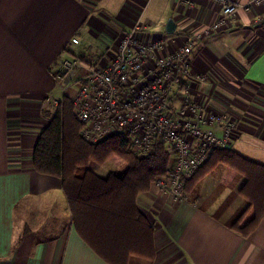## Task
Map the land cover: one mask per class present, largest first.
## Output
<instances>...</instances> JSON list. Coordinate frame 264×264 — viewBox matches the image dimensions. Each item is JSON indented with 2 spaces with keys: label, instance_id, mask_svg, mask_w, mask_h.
<instances>
[{
  "label": "crops",
  "instance_id": "0c3cea01",
  "mask_svg": "<svg viewBox=\"0 0 264 264\" xmlns=\"http://www.w3.org/2000/svg\"><path fill=\"white\" fill-rule=\"evenodd\" d=\"M219 11L211 0H0V264H108L75 231L61 178L32 167L33 146L58 99L54 90L61 95L55 76L62 61L109 60L137 19L143 35L161 37L175 49L187 32L213 21ZM259 17L264 18V0L248 11L239 9L227 27L195 43L192 68L207 81H183L170 105L175 108L188 92L230 111L236 127L229 146L264 164V21ZM98 45L103 51L94 54ZM243 181L227 168L204 176L178 201L143 193L138 205L154 223L155 258L131 262L264 264V215L247 236L227 226L240 206L236 223L249 211L238 192ZM208 183L212 188L204 192Z\"/></svg>",
  "mask_w": 264,
  "mask_h": 264
},
{
  "label": "built area",
  "instance_id": "2783aa9c",
  "mask_svg": "<svg viewBox=\"0 0 264 264\" xmlns=\"http://www.w3.org/2000/svg\"><path fill=\"white\" fill-rule=\"evenodd\" d=\"M211 1L220 5L217 18L187 32L175 49H168L161 37L143 35L137 19L119 38L109 60L101 58L92 64L79 57L65 59L61 73L55 76L61 93L55 103L65 97L71 101L86 141L96 143L121 134L139 157L153 150L157 138L167 144L170 171L156 177L153 185L175 201L184 199L183 182L208 159L211 150L229 146L235 127L230 113L188 92L175 108L170 105L172 93L183 81H207L205 74L192 68V46L227 27L239 9L248 11L263 0Z\"/></svg>",
  "mask_w": 264,
  "mask_h": 264
},
{
  "label": "trees",
  "instance_id": "16d2710c",
  "mask_svg": "<svg viewBox=\"0 0 264 264\" xmlns=\"http://www.w3.org/2000/svg\"><path fill=\"white\" fill-rule=\"evenodd\" d=\"M46 116L49 120L33 146L32 167L61 178L77 234L108 264H134V257L153 261L154 223L140 209L138 198L156 177L170 171L167 144L157 138L153 150L139 157L121 134L88 142L66 97ZM111 156L122 162L119 170L102 175L94 170L93 165L105 164ZM227 168L244 177L238 192L244 200L243 209L250 207L245 219L236 223L235 218L242 214L240 206L227 226L247 236L264 215V164L231 146L213 148L208 159L183 182L184 198L204 176H216Z\"/></svg>",
  "mask_w": 264,
  "mask_h": 264
},
{
  "label": "rangeland",
  "instance_id": "374dc122",
  "mask_svg": "<svg viewBox=\"0 0 264 264\" xmlns=\"http://www.w3.org/2000/svg\"><path fill=\"white\" fill-rule=\"evenodd\" d=\"M98 44V43H97ZM98 47H99V49L98 48H93V53L94 54H99V53H101L100 51H103V47L102 46H100V45H98ZM100 50V51H99ZM88 56V55H87ZM88 57H91V56H88ZM103 57H105V55L103 56ZM70 58V57H69ZM53 95L54 96H56V97H58L59 98V90H58V88L57 89H55L54 90V93H53ZM215 108V107H214ZM217 108V107H216ZM217 110H219V109H217ZM229 113H230V111H229ZM228 114V113H227ZM235 122V127H236V121H234ZM235 127H234V129H235ZM234 131V130H233ZM233 131H232V134H233ZM231 144V143H230ZM121 161L119 160V159H117L115 156H111L110 158H108L107 159V162L105 163V164H102V165H93L94 166V170L96 171V172H98L99 174H105L107 171H110V170H119L120 168H119V166H121ZM211 184L210 183H208L207 185H205V187L203 188V190H204V192L205 191H207V192H209L210 190H211ZM148 192H150L151 194L152 193H157L160 197H162L163 195L157 190V188L155 187V185H153V183L150 185V188H149V190L146 192V193H148ZM169 196V195H168ZM170 197V196H169ZM171 198V197H170ZM171 200H173V199H171ZM173 201H175V200H173ZM176 201H178V200H176Z\"/></svg>",
  "mask_w": 264,
  "mask_h": 264
}]
</instances>
